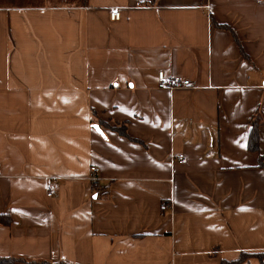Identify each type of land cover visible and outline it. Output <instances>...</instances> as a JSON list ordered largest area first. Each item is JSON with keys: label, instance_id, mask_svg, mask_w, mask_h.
<instances>
[{"label": "crops", "instance_id": "obj_1", "mask_svg": "<svg viewBox=\"0 0 264 264\" xmlns=\"http://www.w3.org/2000/svg\"><path fill=\"white\" fill-rule=\"evenodd\" d=\"M160 70L191 87L159 89ZM91 110L140 143L98 133ZM256 110L264 0L0 8V215L11 218L0 257L218 264L264 253V126L260 154L246 150Z\"/></svg>", "mask_w": 264, "mask_h": 264}, {"label": "trees", "instance_id": "obj_2", "mask_svg": "<svg viewBox=\"0 0 264 264\" xmlns=\"http://www.w3.org/2000/svg\"><path fill=\"white\" fill-rule=\"evenodd\" d=\"M88 0H0V8H50V9H57V8H85L87 6ZM215 27L223 28L229 30L226 26H221L216 24L213 20H211ZM91 120L93 125L99 126L100 130H108L111 131L120 137L128 139L129 141L138 142L136 139H131L127 133V125L126 123L118 122L113 123V125H109L107 122H103L100 119L96 118V111L91 110ZM249 122V133L248 139L246 143V150L250 153L260 154L259 150V143H260V136H259V129L264 126V116L262 115L260 110H256L248 120ZM258 167L264 169V154L259 155L257 159ZM92 191L96 194V196H103L107 193V186L101 187L97 183L91 182ZM11 224V218L9 215H0V226H9ZM252 258L257 259L260 264L264 262V253H245L241 252L238 256V259L234 261H227L223 260L220 261L218 264H243L252 260ZM20 263H27V264H52L51 262L42 261V260H35L29 261L25 258H18L14 256H6V258L0 257V264H20ZM60 264V263H59Z\"/></svg>", "mask_w": 264, "mask_h": 264}, {"label": "built area", "instance_id": "obj_3", "mask_svg": "<svg viewBox=\"0 0 264 264\" xmlns=\"http://www.w3.org/2000/svg\"><path fill=\"white\" fill-rule=\"evenodd\" d=\"M136 7H139V4H135ZM108 16H109V20L111 22H115L118 21L121 17V9L118 7H113V8H109L108 9ZM156 80L158 81V88L159 89H168V90H175V89H187L191 87V83L190 80H185L182 79L178 76L175 77H168L165 75L163 70H160L159 72H157L156 74ZM183 155H178L177 156V161L178 162H183ZM92 171H94L95 169L92 167L91 168ZM90 181L92 183H96L97 182V178L95 176H92L90 178ZM51 195V192H48L47 197ZM164 207H169V205L167 204H162V208Z\"/></svg>", "mask_w": 264, "mask_h": 264}, {"label": "water", "instance_id": "obj_4", "mask_svg": "<svg viewBox=\"0 0 264 264\" xmlns=\"http://www.w3.org/2000/svg\"><path fill=\"white\" fill-rule=\"evenodd\" d=\"M93 128H94L98 133L102 134V133H101V130H100V128H99V126H97V125H93Z\"/></svg>", "mask_w": 264, "mask_h": 264}, {"label": "rangeland", "instance_id": "obj_5", "mask_svg": "<svg viewBox=\"0 0 264 264\" xmlns=\"http://www.w3.org/2000/svg\"><path fill=\"white\" fill-rule=\"evenodd\" d=\"M46 8V7H45ZM50 9V8H49Z\"/></svg>", "mask_w": 264, "mask_h": 264}]
</instances>
